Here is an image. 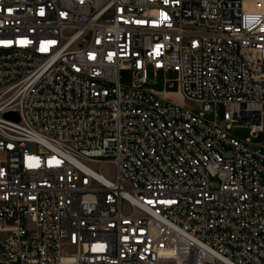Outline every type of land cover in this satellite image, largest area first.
Wrapping results in <instances>:
<instances>
[{
	"label": "built area",
	"instance_id": "2783aa9c",
	"mask_svg": "<svg viewBox=\"0 0 264 264\" xmlns=\"http://www.w3.org/2000/svg\"><path fill=\"white\" fill-rule=\"evenodd\" d=\"M0 264H264V0H0Z\"/></svg>",
	"mask_w": 264,
	"mask_h": 264
},
{
	"label": "rangeland",
	"instance_id": "374dc122",
	"mask_svg": "<svg viewBox=\"0 0 264 264\" xmlns=\"http://www.w3.org/2000/svg\"><path fill=\"white\" fill-rule=\"evenodd\" d=\"M122 78L124 81H127L129 79V72H122ZM168 83H165V77L163 74H159L157 78V82L155 84H151L148 87L154 89L157 92H163L165 89L168 93V96L170 98H175L178 102L183 103L186 107H189L196 112L199 111L200 104L198 102L188 100L186 99L183 101L180 96H178V91H179V84L176 81V74L171 73L168 75ZM231 135L236 136L240 139H244L249 136V129L245 127H231L230 129L227 130ZM108 173L110 175L113 174L114 168L113 166L109 165L107 167Z\"/></svg>",
	"mask_w": 264,
	"mask_h": 264
},
{
	"label": "water",
	"instance_id": "95a60500",
	"mask_svg": "<svg viewBox=\"0 0 264 264\" xmlns=\"http://www.w3.org/2000/svg\"><path fill=\"white\" fill-rule=\"evenodd\" d=\"M8 117H13V118H18L17 114L16 113H9L7 114Z\"/></svg>",
	"mask_w": 264,
	"mask_h": 264
}]
</instances>
